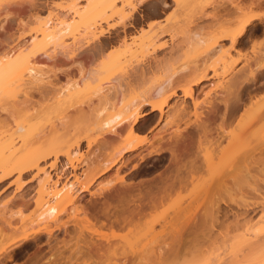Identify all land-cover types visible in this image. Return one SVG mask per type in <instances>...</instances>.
I'll return each instance as SVG.
<instances>
[{"label": "bare ground", "instance_id": "bare-ground-1", "mask_svg": "<svg viewBox=\"0 0 264 264\" xmlns=\"http://www.w3.org/2000/svg\"><path fill=\"white\" fill-rule=\"evenodd\" d=\"M86 1L88 5L84 10H74L72 14L74 15L73 17L78 18L81 22L83 20L84 32L89 35H86L88 39H92L89 40V43L90 41H96L104 33H108L109 29H113L110 25L104 28L101 27L102 25L109 24L110 16L107 14L110 12L120 17L121 21L118 25L122 26V28L128 27L133 30L135 29V25L139 24L143 17L139 14V6L145 0H131L128 2H123L124 0ZM158 1L157 8L153 9L154 11H152L151 16L157 15L159 12L158 9L168 5L165 0ZM228 1L233 8V12L230 15L236 14L232 28L229 27L231 21L226 20L222 21V24L218 26L220 28L216 33L208 32L201 34L200 31L192 33V39L189 41L190 49L191 46L198 49L201 47L203 49L202 53L204 55L200 62L195 61L190 67H184L177 72L171 73L161 83L155 86H148V82L146 84L145 74L149 67H140L133 74L138 92L131 101L126 104L123 103V98L118 94L114 101L108 102V90V93H105L108 96L104 94L105 97L102 96L99 98V100L102 99L105 102L103 108L98 111H95V109L88 111L87 119L85 118V128L81 129L87 133L98 134L102 147L109 150H106L108 151L106 153L103 148L105 153H103L102 159L100 158L101 160L96 161L94 164H87V167H90V169H87L88 171L84 174L82 181L72 173V181L68 180L67 184L62 185L57 190L56 184L62 176L56 175V180L53 181L50 172L41 168L40 163L48 156H53L54 162L52 161L48 167L51 170H55V161L58 156H61L66 159V166H63L64 170L69 168L72 172L75 171L77 164L70 157L71 145H69V141L63 130L61 133V131L59 132V127H49L50 129L48 128L47 132H37V128H34L33 124L28 126L31 123L30 121H32L30 117H33V114L27 115L28 113L26 114L24 111L22 113L25 114L23 116L26 118V125H20L16 130L12 131L11 128H8L9 117L21 111L30 103L25 99H22V102L15 101L10 104V110L9 108L7 110V108L0 106V181L11 173L16 175L15 183L18 188L25 186L22 185L24 183L21 184L23 177L27 176L28 179L33 178L38 181L37 196L34 202L37 209L33 216L28 221L21 222L19 227L5 220V225L0 229V264H5V261L11 258L14 253L13 249L18 245L22 244L24 246L28 243L29 239H40L41 237H47L45 239L49 240L54 236L56 231L62 232L68 238L76 239L75 250L69 256H61L60 254L55 256L51 255L47 258L44 257L46 259L42 260L43 262L41 261L42 264H135L137 261L139 264L141 260L147 259L145 257L141 258V255H139L145 251L143 246L139 252H132V255L135 256H132L130 259L126 258L123 262H118L114 257V253L117 252L119 246L112 244L116 236L113 232L109 235L101 234V232L97 231V228H106L110 231L126 229L131 234L139 230L140 227H144L153 239H160L154 251L152 250L153 246L148 251H145L155 256L152 261L149 260L151 262L148 264H185L184 262L178 263L177 259L184 245L182 241L184 232L187 233L189 227L188 232L193 233V228L196 227V225L190 223V216L189 220L186 218L188 220L186 222V219L183 221L178 218V220L183 221V223L180 222L178 224L179 227L176 224L178 221L173 220L174 222H172L171 220L172 223L170 222V226H168L170 227V233L169 236L167 235L169 231L166 233V238L165 227L167 225H161L157 220L146 222L148 220V217L146 218L147 210H151L164 198L169 197L170 192L185 190L194 180H198L196 176L200 172L206 171L208 174H216V172L223 170H220L221 166L225 168L232 166V168L230 167L231 170L229 173H226L228 176L227 179L237 180L238 187L241 185L239 184L241 181L245 189L248 190L247 193L245 192L248 194V197L246 194H243L239 199L233 198L231 202L235 204L232 203L236 207L234 211L230 208H228L230 209L229 211H220L219 205L217 206L216 202H214L215 204L213 206L211 205L213 208H209L205 215L200 216H204V219L201 218L200 224H203L201 222L202 219L205 223L207 222L206 225L203 224L204 227L200 225L205 230L202 227L200 228L204 233L201 232L202 230L196 229L200 232L202 239L203 237L205 240L210 239V244H216L217 238L220 236L221 241L218 248L224 247L226 241L230 239H228L229 233L225 230L231 222L232 224L230 226H233L232 228L237 230L243 229L241 236H239L241 238L246 236L245 234L247 232L255 229V226L261 225L264 230V123L250 132L245 133V127L251 124L254 125V122L256 124L264 121V96L260 99L256 97L260 91H264V83L256 84L258 77L264 71V63L253 69L249 74L248 80H243L241 74L236 73L235 79L231 81L232 83L230 82L225 94L219 93L221 98L218 100H207V96L199 100L195 97L193 88L202 81L210 82L214 78L219 77L221 69L224 75L228 76L232 74L234 67L240 62L241 58H232L231 51L235 50L234 46L237 43H240L242 35L246 32L247 27L252 21H258L264 17V13H245L244 8L239 5L238 0ZM117 3L122 4L118 9H115L117 8ZM59 23V27L56 26L58 27L57 29L52 26L53 23L49 20L43 21L36 19V26L32 30L35 36L27 41L31 46L27 50V54L20 52V49L17 47L15 50L11 49L1 55L0 97H13L15 93L14 88L21 85V80L23 84L24 78H29L30 82L28 83L33 85L42 82L46 78V75H44L45 72L37 68V66L42 64L40 62L41 58L53 62V65L57 63L55 57L46 55V46L49 44H60L62 36L66 32H69L70 29V24L65 23L63 20ZM138 31L141 36L139 38V47L142 51H146L150 58L152 53L162 47L156 44V39L165 35L167 30L156 29L146 34L141 33V28ZM220 40H228L229 47L224 49L219 43ZM59 55L64 59H73L75 52L68 54L60 52ZM210 58H213L214 62L207 67L206 61L209 62ZM262 59L264 62V57ZM120 63L119 58H110L107 62L102 63L101 68L116 70L120 67ZM97 71L92 70L81 78L79 77V80L64 83V86H61L56 92V97L77 95L81 89L84 87L88 88L95 82ZM128 83L129 80L125 84L128 85ZM210 84L212 86L215 85L213 82ZM251 85L253 90L249 92L247 91L249 89L248 86ZM220 87L221 85L219 84L217 88ZM121 88L122 83L116 81L114 90L120 93ZM102 91L99 90L97 93L101 94L103 93ZM172 97L175 100L170 103L169 100ZM186 98L190 102H187ZM246 100L252 103L247 108H244ZM202 106L206 108V114L197 113V109H200ZM1 112L7 113L3 115ZM152 112L157 115V121L155 123L163 120V123L174 124L177 130L167 144H161L159 147L152 148L145 154L142 152L144 155H141L142 153L139 154V151L147 140L138 139V128L135 125L140 121L142 116L150 113L153 115ZM216 119L219 122L213 125ZM236 119L239 121H237L238 126H236L240 128L239 132H236L237 129L235 131V129L224 128L225 126L232 125ZM189 129L191 130L190 132H188ZM241 129L244 130V133ZM214 134L215 136L213 138ZM15 135L18 136L16 139L18 138L19 144L14 137ZM121 138L123 139L121 140ZM226 138L229 139L227 146L220 150V155L215 162L208 154V147L205 148V145L207 143L210 144L213 140L215 144L221 139ZM116 141L120 142V144ZM117 143L118 146L116 145ZM78 144L79 141H76V148ZM115 145L116 147L114 148L113 146ZM204 151L207 153L203 155ZM133 152L135 154L131 156L133 159L137 156V162L140 163L145 162L149 155L161 156L164 152L168 153L166 176L163 178L162 184H159L160 186L157 185L158 187L155 190L151 187L134 186L132 183L126 182L123 176L117 174L120 167L125 166V163L130 160V158L125 160L124 154H131ZM200 153L203 156H200ZM202 157L203 159H200ZM114 166L117 167L115 170V178L106 183L96 181L97 178L108 172ZM137 167L138 163H133L131 170H135ZM226 174L224 173L225 177ZM95 181L96 185L94 184ZM51 187H54L56 190ZM85 194L90 199H104L103 203H101L102 205L97 208L104 219L103 221H101L102 219L99 220V214L94 213L96 207L90 204L92 210H89L82 203H79V200ZM23 199L21 200L23 201ZM214 200L216 201L218 199L216 198ZM217 202L226 205L229 200L226 202V200L223 201V199H220ZM80 214L82 218L78 220L77 215ZM183 215L180 217H183ZM229 216L233 217L232 221L230 222L231 219H228L229 221H227L230 223H226L227 225H223L224 227L221 226L225 233L215 232L217 231V223L220 225ZM142 219L145 221H141ZM68 223L75 225L73 226L71 224L75 227V229L72 228L74 229L72 231L73 235L68 232ZM222 224L225 223L223 222ZM154 225H160L161 231L156 233ZM198 227L199 225L196 228ZM4 229H7L8 233L10 232L9 236L4 233ZM213 235L214 238L216 236L217 238L213 239ZM87 238H89L88 243L83 242ZM156 240L153 241L155 242ZM255 240V242L253 241L249 244L248 252H244V249L241 250L242 256H240L236 263L232 264H264V231ZM80 241L85 244H82ZM78 244L84 245V248L81 246L82 249ZM120 249H123V247ZM59 251L56 250V252ZM136 253H139L140 259ZM247 256H250L248 257L249 259H246ZM36 261L34 260V262ZM224 261L222 262L223 264H225Z\"/></svg>", "mask_w": 264, "mask_h": 264}, {"label": "rangeland", "instance_id": "rangeland-1", "mask_svg": "<svg viewBox=\"0 0 264 264\" xmlns=\"http://www.w3.org/2000/svg\"><path fill=\"white\" fill-rule=\"evenodd\" d=\"M128 1L131 0H124L123 2ZM158 2V0H145L144 3L139 6V14L143 17L139 24L135 25L134 30L129 29L128 27H126L127 29L124 27L122 28V26L118 25L121 21L120 17L112 12L108 13L107 15L110 16L109 24L102 25L101 27L104 28L110 25L113 29H109L108 33H104L99 36L96 41H92L93 43L90 41L89 43V40L92 39H88L89 35L84 32L83 20L81 22L78 18L73 17L74 15L72 14L74 10H84L88 5L86 4V0H0V57L3 53L11 49L15 50L17 47L20 49V52L27 54V50L31 47L27 41L35 36L33 35L32 30L36 26V19L43 21L49 20L53 23L52 26H54V28L56 26L59 27L58 24H60L59 22L62 20L65 23L70 24L69 32H66L62 36L60 44H49L46 46V55L55 57L57 63L53 65V62L41 58L40 62L42 64L37 66L39 70L45 72L44 75H46V78H44L42 82L34 85L28 83L30 82L29 78H24L23 84L21 80V85L14 88L15 93L13 97H0V106L7 108V110L10 104L15 101L22 102L25 99L30 103L27 107L9 117L8 128H11L12 131L16 130L20 125H26V118L23 115H25L24 113H28L27 115L33 114V117H30L32 121H30L31 123H29L28 126L33 124L34 128H37V132H47L49 127H59V132L61 131L62 133V130L65 132L63 133L66 135L69 145H71L70 157L73 159L74 163L77 164L75 171L72 172L69 168L64 170L63 166H66V159L61 156H58L55 161V170H51V168L48 167L52 161L54 162L53 156H48L40 163L41 168L50 172L53 181L56 180V175L62 176L56 184L57 190L61 188L62 185L67 184L68 180L72 181V173L82 181L84 174L90 169V167L87 166L90 163L94 164L96 161H100L103 157V153H105L106 150H109L102 147L98 134L87 133L81 129L85 128L88 111L91 109L98 111L103 108L105 102L102 99L99 100L100 97H105V93L109 90V93L107 92L109 96L106 95L108 96V102L114 101L115 97L117 98L119 94L123 98L122 100H124L123 103H128L138 92V87L133 79V74L138 68L143 66L145 68L149 67L145 74L146 84L148 82V86H155L161 83V81L171 73L177 72L184 67L188 68L195 61L200 62L204 55L202 53L203 49H201V47L199 49L196 47L194 48L193 46H191L190 49L189 41L192 39L193 32L200 31L201 34H206L208 32L216 33L219 30L220 27L218 26L222 24V21L229 20L231 21V24L235 22L234 18L236 17V14L230 15L233 12V8L228 0H165L168 5L164 8L158 9L159 12L157 15L151 16L152 11H154L153 9L157 8ZM238 2L239 5L244 8L245 13H264V0H238ZM121 4L122 3H117V8L115 9H118ZM252 23L242 35L240 43H237L234 46L236 51H231L232 58H241L240 62L234 67V72L227 76L222 74L221 69L219 77L214 78L210 82L202 81L199 85L194 86L195 97L197 99L202 100L205 96H207V100L220 99L221 96L219 93L225 94L230 82L235 79L234 77L236 73L241 74L243 80H248L249 74L253 69L264 63L262 59L264 57V17H262L261 21L254 20ZM231 24L229 25L230 28L234 25ZM58 27L56 28L58 29ZM139 28H141L142 34L149 33V31L151 32L156 29L167 30V34L165 33V35L156 39V44L162 47L152 53L150 58L147 55V52L142 51L139 47V38L141 37L138 33ZM97 30L99 29L97 28ZM37 38L39 39L38 36ZM219 43L224 49L229 47L228 40H220ZM60 52L67 54L75 52V57H73V59H64L59 55ZM109 57L119 58L121 63L118 69L109 70L101 68L102 63L107 62L110 59ZM210 59L209 62L206 61L207 67L214 62L213 58ZM92 70H98L96 73L97 77L95 82L88 88L84 87L77 95L56 97V92L61 86H64V83L79 80V77L81 78ZM53 73H55V75H53ZM128 80L129 83L127 85L125 83ZM116 81L122 83V90L120 93L114 90ZM212 82L215 83L214 86L210 84ZM262 83H264V71L256 81V84L258 85ZM219 84L221 87L217 88ZM251 88L252 85L250 86V89ZM99 90H103V93H97ZM178 93L180 94L179 91ZM263 96L264 91H260L256 97L260 99ZM222 97H224V95H222ZM174 100L175 98L172 97L169 102L172 103ZM186 101L190 102L187 98ZM248 101L249 100L245 101L246 105L244 108H247V106H250L252 103ZM206 111L207 110L204 106L197 109V113L201 114H206ZM6 113L1 112L3 115ZM152 113L153 115L150 113L142 116L140 121L135 125L136 128H138V139L147 140V142L142 145L139 154L142 152L145 154L152 148L159 147L161 144H167L177 130V127H175L174 124L163 123V120L159 123H155L157 121V115L154 112ZM237 121L238 119L233 122L234 125L225 126L224 128H230L231 130L235 129V131L237 129L236 132H239L240 128L236 127L238 126ZM218 122L219 120L216 119L213 125H216ZM263 123L264 121H260L256 124L254 122V125L251 124L250 126L245 127V133L259 127ZM190 131L191 130L189 129L188 132ZM242 131L244 133V130ZM16 135L14 136L15 139L18 137ZM214 136L215 134L213 135V138ZM122 139L123 138H121V140ZM16 140L18 143V138ZM76 141H79L77 148L75 147ZM228 141V138L221 139L219 142L217 141L218 143L214 144L213 140V144L211 142L210 144L207 143L205 145V148L208 147V154L215 162L220 155V150L227 146ZM118 143L120 144V142ZM118 143L116 144L117 146ZM116 145L113 147L115 148ZM207 152L204 151L203 155ZM106 153H108V151H106ZM132 154L134 155L135 153L124 154V159L126 160L127 158H130V160L125 163V166L120 167L117 174L123 176L126 182L132 183L134 186L144 188L149 187V185L152 184V181H156L158 173L165 166L166 159L161 160V158H168V153L164 152L161 156L149 155L146 158V161L142 163L137 162V156L133 159L131 156ZM144 154L142 153L141 155ZM200 154V156H203L202 153ZM200 159H203V157ZM132 162L138 163V167L135 170H131ZM152 164L158 166L152 167ZM230 167L232 168V166H227L226 168L221 166L220 170H223L216 172V174H208L206 171L200 172L196 176V179L198 180H194L185 190L170 192L168 195L169 197L164 198L159 204H155L156 206L151 210H147L146 218L148 217V220L146 222L157 220L161 225H167L165 227V235L169 231L167 234L168 236L170 233V227L168 226H170L171 220L172 222L178 221L175 223L177 224V227H179L178 224L180 222L183 223L186 218L189 220L190 216V223L196 225V227L199 225L198 228H193L194 234L188 232L190 228L188 227L187 230L186 227L187 233L184 232L185 234L182 237L184 245L182 247L183 251L181 250L180 252L182 255L180 253L178 255V263L219 264L224 260L225 264L236 263L240 256H242L241 250L244 249V252H246L250 246L249 244L253 241L255 242V239H258L261 233H263L264 230L262 226L256 224L258 226L254 225L256 228L253 226L255 229L247 232V234H245L246 236L242 238L239 237L241 236L243 229L237 230L232 228L233 226H230L233 219L230 215L229 218L223 220L225 224H222L223 222L221 221L222 225H219L218 223L216 225L217 231L215 232L219 231L224 234L225 231H227V233H229V236L227 235L228 239L230 238L226 241L225 246L220 247L219 249L218 247L221 241L220 236L218 238L217 236L215 237L217 238L216 244H210V239H207L208 241L205 240L204 237L202 239L200 232L196 230L202 227L200 225H206L207 222L205 223L203 221L204 216H200L205 215L209 208L212 209L213 204H215L214 202H216L217 206L219 205L218 207L220 208V211L224 212L225 210L229 211L230 209L234 211L236 207L231 200L233 198L239 199L240 196H243V194L248 192V190L245 189V186L242 185L241 181V183L239 182L241 185L238 187V184L236 183L237 180H231V178L227 179L228 176L226 173H229L231 170ZM116 168L117 167L115 166L112 167L108 172L97 178L96 181L106 183L115 178ZM62 169L64 172H61ZM224 173L226 174V177L224 176ZM15 178L16 175L11 173L0 181V229L3 228L7 220L13 225L19 227L21 222L28 221L37 209L34 202L37 196L38 181L33 178H29V180L27 176L23 177V182H21V184L24 183L22 185L25 186L18 188L15 183ZM96 181L94 182L95 185ZM159 184L161 185V183ZM51 188L55 189L54 187ZM246 196L248 197V194H246ZM216 198L218 200H226V202L229 200V202L228 204L226 203V205H222L221 202H217L218 200H214ZM21 199H23V201ZM103 200V198H96V200L90 199L89 196L85 194L82 199L79 200V203H82L89 210L92 208L90 206V204H92L93 207H96L94 213L99 214V220L102 219L101 221H103L104 219L97 209L102 205L101 203H103ZM210 200H212L213 203ZM223 207H225L224 210ZM178 212H180L179 215ZM181 215H183V217H180ZM77 218L78 220H81V214L77 215ZM178 218L183 221L178 220ZM201 218H203L201 221L203 224L199 223ZM144 219L141 221H145ZM187 219L185 222L188 221ZM228 219H231V223L228 222ZM226 223H230V225L227 229L225 228L226 230L224 231L223 225H227ZM71 224L72 223H68V232L73 235L72 231L75 229V227H73L75 225L72 224V226ZM173 225L175 224L173 223ZM229 228L231 229L229 230ZM202 229H200V231ZM4 230V233L9 236L10 232L8 233L7 229ZM154 230L156 233L161 231L160 225H154ZM203 230L201 232H203ZM97 231L101 232V234L104 233L107 235L112 232L114 233L116 237L112 241L113 243H111L115 246H119L117 252L114 253V257L118 262H123L124 259H130L132 256H135L132 255V252H139L142 246L145 251H148L150 247L153 246L152 250L154 251L155 246L157 248V244L160 241L159 238H157V240L153 239L151 235L146 232L144 227H140L139 230L131 234H129L126 229L110 231L106 228H97ZM45 238L47 237L29 239L26 245H18L13 249L14 253L9 260L5 261V264H39L42 260H45L51 255L55 256L61 254V256H69L72 255L75 250L76 239L68 238V236H64L62 232L56 231L54 236L49 240H46ZM215 238L213 235V239ZM88 240L89 238L83 242L88 243ZM153 240H156L157 242H154ZM83 242L81 243L85 244ZM82 244L78 245L79 247L82 246L84 248V245ZM121 247H123V249H120ZM56 250H60L61 252H56ZM145 251L140 254L138 253L141 255V258H147L146 260H141L142 262L140 261L139 264H148L155 257ZM138 254L136 253L137 257L140 259ZM248 257L250 256H247L246 259ZM34 260L37 261L34 262ZM42 262L40 264H42ZM135 264H138V261Z\"/></svg>", "mask_w": 264, "mask_h": 264}, {"label": "flooded vegetation", "instance_id": "flooded-vegetation-1", "mask_svg": "<svg viewBox=\"0 0 264 264\" xmlns=\"http://www.w3.org/2000/svg\"><path fill=\"white\" fill-rule=\"evenodd\" d=\"M253 88H254V86H253ZM252 88H251V91H250V86H249V89L247 90V91H249V92H252ZM162 159H166V161H168L167 159L168 158H161V160ZM152 167H156V166H158V165H156V164H152L151 165ZM167 166H168V162H166V164H165V167H163V169L158 173V175H157V178H156V181H152L151 183V185H149V187H151V188H156V187H158L159 186V183L161 182V184H162V180H163V178H165V176H166V168H167ZM160 174V175H159ZM165 174V175H164ZM164 176V177H163ZM161 179V180H160ZM155 182V183H154ZM154 184V185H153ZM158 185V186H157Z\"/></svg>", "mask_w": 264, "mask_h": 264}, {"label": "crops", "instance_id": "crops-1", "mask_svg": "<svg viewBox=\"0 0 264 264\" xmlns=\"http://www.w3.org/2000/svg\"><path fill=\"white\" fill-rule=\"evenodd\" d=\"M262 19V18H261ZM258 21H261V20H258Z\"/></svg>", "mask_w": 264, "mask_h": 264}]
</instances>
